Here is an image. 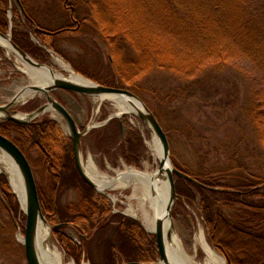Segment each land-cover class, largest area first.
Here are the masks:
<instances>
[{
  "label": "rangeland",
  "instance_id": "374dc122",
  "mask_svg": "<svg viewBox=\"0 0 264 264\" xmlns=\"http://www.w3.org/2000/svg\"><path fill=\"white\" fill-rule=\"evenodd\" d=\"M19 1L6 0L1 3V7L6 10L8 21V32L4 34L9 33L10 26L12 38L13 29L28 33L30 41L43 49L44 62L34 59L57 70L58 73L62 74L53 59L54 56L69 64L77 74L95 83L97 82L91 77L111 80L112 45L99 29V25L108 23V20L98 14H102L106 3L112 5L120 0H71L70 4L75 7V15L81 23L80 29L72 35L45 36V41L49 44L42 42L35 34V29L56 33L64 27L73 26L71 13L65 9L64 0ZM29 19L34 22L32 28L28 25ZM51 44L55 46L56 51ZM133 51L134 49L123 51V62H130ZM23 68L24 64L13 53L9 55L0 48V105H6L12 100L19 92L18 85L28 84V77L22 72ZM124 68L122 65L123 72H129ZM132 81L143 89L144 98L132 92L150 101L165 127L174 166L176 163L196 175L215 172L218 169H230L237 174L253 173L255 176H262L264 149L259 133L247 114L248 85L236 70L227 68L217 72L209 71L196 84H192L194 87L163 72L134 77ZM54 98L71 112L81 131L94 127L82 140V157L85 162L91 155L98 168L111 176H116L117 171L124 172L126 167L142 173L155 172L159 168V161L154 153L156 136L138 117L123 115V132L119 119L111 121L115 122V127L108 128V124L104 125L111 116L119 114L115 100L92 98L65 90L57 91ZM46 102L45 97L38 96L26 104H20L15 110L20 114H30ZM54 118L51 113H46L36 121H56L63 136L70 139L63 119L60 121ZM130 132H135L141 140L137 151L135 147L127 144V135ZM58 146L55 145L54 151L56 156L60 157L61 150ZM124 152L128 159H131L130 162H127ZM36 157L37 155H32L31 160L35 161ZM33 170L39 187L50 195L49 176L42 167H35ZM3 179L7 182V188L18 207L14 212L0 192V264H28L25 247L19 240L20 234L25 237L27 218L24 207L13 191L8 176L0 173V182ZM180 189H185V186L181 185ZM141 190V186L137 191L134 187L121 188L108 191L110 196H101L105 197L104 203L111 210L109 216H117L118 219L121 217L139 224L144 231L139 244L144 248L145 244L154 239L157 245L156 236L148 233L138 221L126 213L131 205L139 206V197L143 194ZM191 192L196 205L188 203L185 197L178 194L183 199L176 200L172 210L173 232L181 239L186 251L197 262L202 263L205 255L202 250H195L194 241L200 230L205 233L208 242L209 239L198 211L200 198L195 190L192 189ZM113 197L117 198V202H114ZM78 198L79 194L75 189H67L61 193L59 200L64 205ZM49 223L51 226L57 225L50 221ZM115 226L113 224L97 234L95 230L89 232L87 222H79L76 226L52 229L51 237L67 262L124 264L127 263L125 255L120 252L123 239L117 236ZM61 236L79 246L81 252L73 253L67 250L63 246L65 241ZM210 245L227 264L225 256ZM112 250L116 256L112 255ZM159 260L160 257L150 263H157Z\"/></svg>",
  "mask_w": 264,
  "mask_h": 264
},
{
  "label": "trees",
  "instance_id": "16d2710c",
  "mask_svg": "<svg viewBox=\"0 0 264 264\" xmlns=\"http://www.w3.org/2000/svg\"><path fill=\"white\" fill-rule=\"evenodd\" d=\"M4 2L0 0V32L7 33L6 10L1 7ZM64 5L68 10L66 0ZM98 15L108 20L99 29L112 45V74L110 81L91 79L143 97V89L132 81L134 77L163 72L194 85L209 71L236 70L248 85L247 114L264 149V0H120L112 5L106 3ZM29 24L31 28L34 26L30 19ZM76 32L60 29L52 35L35 29L43 43H47L45 36ZM13 40L33 58L44 62L43 49L30 41L28 33L13 29ZM128 49H134V55L130 62H123V51ZM122 65L129 72H123ZM143 100L165 130L150 101ZM111 127H115V122L108 124ZM0 133L19 146L33 168L42 167L49 176L50 195L38 183L37 186L43 212L51 223L76 226L87 222L89 232L95 230L97 234L114 224L117 236L123 239L120 252L127 263L157 261L160 255L155 239L143 248L139 240L144 231L139 224L109 216L111 210L104 203L105 197L82 179L76 167L73 143L63 136L56 121L45 119L28 125L5 122ZM139 143L141 140L135 132L128 133L130 147L137 151ZM56 144L61 150L60 157L54 151ZM32 155H37L35 161L31 160ZM126 159L131 161L127 156ZM175 166L204 185L198 187L177 179L176 189L193 205L196 202L191 190L197 192L198 211L209 242L225 256L227 264H264V165L260 177L253 173L237 174L230 169L196 175L176 163ZM181 185L185 189H180ZM67 189H75L79 198L62 205L59 198ZM0 192L16 212L18 206L4 179L0 182ZM62 237L67 250L81 252L79 246ZM112 253L116 256L113 250Z\"/></svg>",
  "mask_w": 264,
  "mask_h": 264
},
{
  "label": "water",
  "instance_id": "95a60500",
  "mask_svg": "<svg viewBox=\"0 0 264 264\" xmlns=\"http://www.w3.org/2000/svg\"><path fill=\"white\" fill-rule=\"evenodd\" d=\"M17 1L20 2L19 0ZM0 37L9 41L12 53L24 65L35 69L46 68L50 71L53 79L52 83L47 86L29 85L26 88L21 89L9 103H7L6 105H0V126L5 122H14L20 125H28L35 122L44 114L49 113L51 109L56 111V113H58L65 122L67 132L69 133V137L73 143L74 159L79 174L81 175L82 179L98 193L105 196H110L108 194V191H110V189L100 190L97 185L85 174L82 163V140L94 127H89L85 131H81L71 112L54 98V94L59 90H65L71 93L81 94L92 98L114 99L115 101H121L123 103H126L127 106L131 107L134 110V115L138 117L153 134H155L160 142L163 153L162 158L159 161L158 173L160 174V176L165 175V177L167 178L170 192L166 210L164 214L157 216L155 224L154 235L157 238V248L160 255V260L157 263L129 262L124 264H177L175 261H173L167 249V241L171 240L174 228L172 210L176 203V200L183 199L178 195L176 190L177 179H182L184 181L190 182L198 187H204V185L191 176L178 170L176 166L173 165L171 159V146L168 136L152 109L145 103L142 98H140L130 90L103 86L86 78L85 79L88 82L87 84H78L66 77L61 76V74L58 73L57 70L51 68L50 66L37 62L30 54H28L14 42L12 38L11 26L9 33L4 34L0 32ZM29 91L39 93L40 97H45L47 102L36 109L34 112L30 114H24V117H21L20 113H17L15 109L20 105L19 103L22 95ZM123 115L125 114L111 116L104 123V125L109 124L114 119H119L120 127L123 132ZM0 152L5 153L13 161L20 174L24 187V212L27 219L25 226V239L22 244L25 247L27 263L45 264L39 240L41 225H47L51 230L67 228L71 225L67 223L57 224L55 226L50 225L41 206L37 180L30 161L28 160L25 153L19 148V146H17V144L13 140L1 133ZM133 219L138 221L135 218ZM168 222L170 224V228L167 231L166 227Z\"/></svg>",
  "mask_w": 264,
  "mask_h": 264
},
{
  "label": "bare ground",
  "instance_id": "6f19581e",
  "mask_svg": "<svg viewBox=\"0 0 264 264\" xmlns=\"http://www.w3.org/2000/svg\"><path fill=\"white\" fill-rule=\"evenodd\" d=\"M0 48L4 49L9 55L12 53L9 41L2 37H0ZM53 59L56 64L59 65L62 72V74L60 73L61 76L78 84L88 83L83 76L77 74L72 67L61 58L54 56ZM22 72L28 77V84L18 85L19 91L29 85L47 86L50 85L53 80L50 71L46 68L35 69L24 65ZM38 96H40L39 93L29 91L22 95L19 104H26V102L33 100ZM116 102L119 110L118 115H134V110L127 106L126 103L121 101ZM49 113H51L56 119L62 121L61 116L56 113V111L51 109ZM20 115L21 117H24V114ZM154 153L155 158L160 161L163 153L157 137L154 139ZM82 163L85 174L100 190H116L134 187V190L137 191L138 187L141 186L143 194L139 197V206L134 207L131 205L126 213L137 219L148 233L154 234L156 218L157 216L164 214L169 201V183L165 175L160 176L158 169L155 172L142 173L134 168L126 167L124 172L117 171L116 176H111L102 172L98 168L91 155L88 157L87 162L83 159ZM0 172L8 176L13 191L24 207L25 194L20 174L13 161L2 152H0ZM113 200L114 202H117L116 197H113ZM169 226L170 224L168 222L166 227L167 231L170 228ZM39 235L42 256L45 264H76L74 261H65L63 252L52 241L51 229L49 226L41 225ZM24 239V236L20 234L19 240L21 243L24 242ZM194 244L195 250H202L205 255V259L202 263L197 262L196 259L186 251L181 239L175 232L172 233L171 240L167 241V249L173 261L177 264H226L224 258L221 257L207 241L206 235L202 230L197 233ZM83 264L88 263L84 262Z\"/></svg>",
  "mask_w": 264,
  "mask_h": 264
},
{
  "label": "flooded vegetation",
  "instance_id": "af4514ba",
  "mask_svg": "<svg viewBox=\"0 0 264 264\" xmlns=\"http://www.w3.org/2000/svg\"><path fill=\"white\" fill-rule=\"evenodd\" d=\"M70 1L71 0H66V7H67V9L70 11V13H71V20H72V22H73V26H67V27H64L63 29H66V30H68V31H78L79 29H80V27H81V23H79V21H78V19H77V17H76V9H75V7L74 6H72L71 4H70ZM49 34H52V35H54V34H56V33H54V32H48Z\"/></svg>",
  "mask_w": 264,
  "mask_h": 264
}]
</instances>
